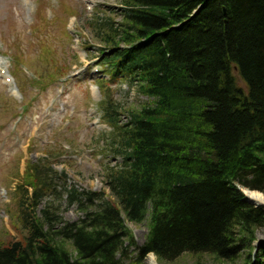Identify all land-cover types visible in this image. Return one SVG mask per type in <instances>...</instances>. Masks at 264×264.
Here are the masks:
<instances>
[{"label":"trees","instance_id":"1","mask_svg":"<svg viewBox=\"0 0 264 264\" xmlns=\"http://www.w3.org/2000/svg\"><path fill=\"white\" fill-rule=\"evenodd\" d=\"M120 1V24L113 15L96 24L107 26L103 36L97 28L105 72L150 102L121 125L104 88V122L123 159L108 169L111 194L67 188L84 218L65 222L48 206L38 218L58 174L47 160L30 164L17 189L23 227L18 240H0V264H126L137 247L128 224L147 219L133 264L149 253L236 262L264 230V208L239 190L264 193V0ZM257 254L252 264H264V243Z\"/></svg>","mask_w":264,"mask_h":264},{"label":"rangeland","instance_id":"2","mask_svg":"<svg viewBox=\"0 0 264 264\" xmlns=\"http://www.w3.org/2000/svg\"><path fill=\"white\" fill-rule=\"evenodd\" d=\"M121 9L120 0H0V65L14 81L7 84L0 76V240L19 238L15 227L22 229L23 212L18 208L22 193L17 189L23 186L30 164L47 160L58 174L57 193L42 200L38 218L47 206L58 208L65 222L84 218L78 205L69 206L67 188L111 194L108 169L118 168L123 159L117 153L119 133L103 121L100 108L104 92L97 80L105 74L99 64L105 45L98 40L97 28L103 36L107 26L96 24L111 15L114 24H120ZM96 70L103 74L95 75ZM106 85L112 102L119 105L121 125L129 124L130 110L139 111L150 102L122 80ZM238 85L247 90L240 77ZM19 114L23 115L17 118ZM239 187L243 194L247 187ZM148 223L147 219L128 224L137 247L130 250L126 264L137 260L138 248L148 237ZM256 238L235 263L189 254L158 263L246 264L253 249L252 264L264 230H258ZM148 256L141 264L147 263Z\"/></svg>","mask_w":264,"mask_h":264},{"label":"bare ground","instance_id":"3","mask_svg":"<svg viewBox=\"0 0 264 264\" xmlns=\"http://www.w3.org/2000/svg\"><path fill=\"white\" fill-rule=\"evenodd\" d=\"M233 75H234V77L236 78L237 81H238V78L241 77V75H239L237 73L236 69H234ZM243 191H244V193L246 195V198H248L252 204H254L255 206L256 205L264 206V196L261 193H259L257 191H255V192L251 191L250 189H247V188H244ZM260 241L262 242V244L264 243L263 240H260ZM155 257L156 256H154V255H149L148 258H147L148 260H147L146 264H159L158 263V261H160L159 258L157 260V257L156 258ZM233 263H235V262H233Z\"/></svg>","mask_w":264,"mask_h":264},{"label":"water","instance_id":"4","mask_svg":"<svg viewBox=\"0 0 264 264\" xmlns=\"http://www.w3.org/2000/svg\"><path fill=\"white\" fill-rule=\"evenodd\" d=\"M245 195V193H243ZM245 198H246V195H245ZM247 201L250 202V200L247 198ZM251 203V202H250ZM262 242L259 241L258 245H257V248L259 247V245L261 244Z\"/></svg>","mask_w":264,"mask_h":264},{"label":"clouds","instance_id":"5","mask_svg":"<svg viewBox=\"0 0 264 264\" xmlns=\"http://www.w3.org/2000/svg\"><path fill=\"white\" fill-rule=\"evenodd\" d=\"M149 255H154L153 253H149Z\"/></svg>","mask_w":264,"mask_h":264}]
</instances>
